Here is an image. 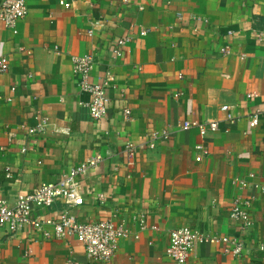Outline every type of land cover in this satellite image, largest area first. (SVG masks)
<instances>
[{
    "label": "crops",
    "instance_id": "obj_1",
    "mask_svg": "<svg viewBox=\"0 0 264 264\" xmlns=\"http://www.w3.org/2000/svg\"><path fill=\"white\" fill-rule=\"evenodd\" d=\"M60 1L26 0L16 33L0 21V55L9 64L0 71V197L13 203L100 154L81 180L82 206L58 201L38 213L114 217L131 234L102 262L89 260L73 236L37 240L0 226V264H175L166 250L180 226L240 236L247 249L234 256L222 242H202L187 264H264V190L255 186L264 183V0ZM85 53L94 59L91 82L113 78L99 120L72 70V57ZM43 115L50 125L30 133ZM185 120H217L219 129L201 136L181 128ZM163 129L169 137L148 148L147 136ZM236 198L251 199L241 233L230 216ZM135 213L144 229L130 220Z\"/></svg>",
    "mask_w": 264,
    "mask_h": 264
},
{
    "label": "built area",
    "instance_id": "obj_2",
    "mask_svg": "<svg viewBox=\"0 0 264 264\" xmlns=\"http://www.w3.org/2000/svg\"><path fill=\"white\" fill-rule=\"evenodd\" d=\"M60 3L65 7H69V4L63 0ZM27 13L26 0H4L0 5V21L14 33L17 32L18 21L24 18ZM125 41L126 39L123 38L118 44H123ZM228 50V46L221 48V52L224 53H227ZM93 64L94 59L88 53L72 57V70L78 78V86L83 93L88 95L84 106L88 109L92 119L99 120L107 113L109 102L107 88L113 78L107 74L101 81L91 82L89 76ZM8 68L7 58L0 55V71H7ZM221 110L227 111L226 118L229 121L234 119V116L228 113V105H223ZM124 114L128 117L130 110L125 109ZM49 125V117L46 115L40 116L37 125L30 129V133L43 132ZM257 125L258 114L254 113L249 116V128L252 129ZM180 126L183 129L195 128L201 136L216 132L219 129L217 120L204 123L185 120ZM168 137L169 132L166 129L153 132L147 136L145 144L152 149L159 140ZM133 148L131 144L127 146L128 150ZM197 148L200 149L201 146L198 145ZM21 150L24 152L25 148ZM101 160L102 156L100 154L88 158L83 163L70 168L59 181L42 183L29 192L18 194L13 203L0 197V226L10 233L27 230L37 240H59L73 236L82 244L84 253L89 260L110 261L116 252L119 240L131 234V230L124 220L118 222L114 217H107L96 222H81L74 214L67 211H64L59 219H53L38 213L40 209H47L58 201L64 203L67 208L82 206L84 195L81 180L88 177L89 169L96 168ZM249 177L253 178L254 174L250 173ZM239 183L242 188L248 187L246 180H240ZM255 186L264 190V183ZM98 199L103 200L102 196ZM250 205L251 199L248 198H236L232 203L230 216L240 222V233L248 229L250 225L248 212ZM130 220L140 229L145 228L144 216L141 213L133 214ZM202 242H222L224 252L234 256H239L247 250L245 242L240 236L207 237L189 226H180L171 231L166 254L175 264H187L197 245ZM258 250L264 255V244H260ZM66 264H79V262L68 260Z\"/></svg>",
    "mask_w": 264,
    "mask_h": 264
}]
</instances>
